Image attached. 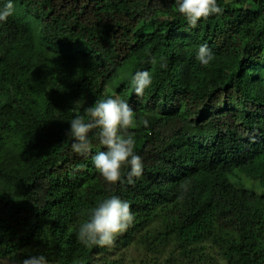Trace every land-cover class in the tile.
Masks as SVG:
<instances>
[{
	"label": "trees",
	"instance_id": "obj_1",
	"mask_svg": "<svg viewBox=\"0 0 264 264\" xmlns=\"http://www.w3.org/2000/svg\"><path fill=\"white\" fill-rule=\"evenodd\" d=\"M12 3L0 22V257L129 264L138 250L141 264H198L215 251L264 264V0H217L221 13L194 28L177 0ZM139 71L152 76L140 97ZM109 98L134 113L119 133L141 157L133 183L127 163L111 185L95 169L99 128L86 154L67 135ZM111 196L131 225L110 246L85 245L80 226Z\"/></svg>",
	"mask_w": 264,
	"mask_h": 264
},
{
	"label": "clouds",
	"instance_id": "obj_2",
	"mask_svg": "<svg viewBox=\"0 0 264 264\" xmlns=\"http://www.w3.org/2000/svg\"><path fill=\"white\" fill-rule=\"evenodd\" d=\"M177 3L179 14L192 28L196 27L202 18L207 19L210 15L222 11L217 5V0H177ZM13 12L12 0H7V3L0 7V22H5ZM197 59L202 65L213 59L206 45L200 46ZM132 83L135 94L138 97L143 96L145 89L152 83V76L149 71L136 72ZM86 111L89 116L88 122L81 116H76L70 122L67 135L73 138L72 149L76 153L86 154L90 149L88 133L99 128L100 143L106 150L93 157L95 169L111 185L121 179V166L127 163L130 166L128 182L133 183V177L142 174L141 157L133 151L132 137L124 138L119 134L133 126L132 108L123 100L109 98L97 101L95 106L89 107ZM144 123L146 126L147 121ZM133 219L130 205L117 196H111L91 210L87 221L79 228L78 239L85 245L110 246L117 234L127 230ZM21 264H48V261L45 256L38 255L24 259Z\"/></svg>",
	"mask_w": 264,
	"mask_h": 264
},
{
	"label": "rangeland",
	"instance_id": "obj_3",
	"mask_svg": "<svg viewBox=\"0 0 264 264\" xmlns=\"http://www.w3.org/2000/svg\"><path fill=\"white\" fill-rule=\"evenodd\" d=\"M226 1L232 2L235 0H226ZM128 254L129 255L127 256V260L129 262V264H141L142 259L143 260L145 259L142 256L143 253L138 251V250H132ZM211 254L213 255V258H215V260L213 262H211L209 259H207V260L199 262L198 264H227L226 261L224 260V258L221 255H219V253H217L215 251H211ZM5 262H7V264H21L22 261L12 260L8 257H0V264H5Z\"/></svg>",
	"mask_w": 264,
	"mask_h": 264
}]
</instances>
